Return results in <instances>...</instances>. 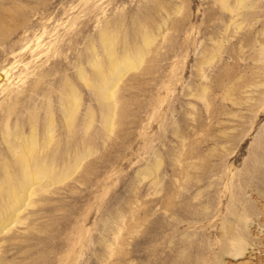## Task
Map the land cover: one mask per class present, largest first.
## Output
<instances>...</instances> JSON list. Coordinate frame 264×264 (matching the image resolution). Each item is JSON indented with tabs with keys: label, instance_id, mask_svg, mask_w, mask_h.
I'll return each instance as SVG.
<instances>
[{
	"label": "rangeland",
	"instance_id": "1",
	"mask_svg": "<svg viewBox=\"0 0 264 264\" xmlns=\"http://www.w3.org/2000/svg\"><path fill=\"white\" fill-rule=\"evenodd\" d=\"M260 136L264 0H0V264H264Z\"/></svg>",
	"mask_w": 264,
	"mask_h": 264
},
{
	"label": "bare ground",
	"instance_id": "2",
	"mask_svg": "<svg viewBox=\"0 0 264 264\" xmlns=\"http://www.w3.org/2000/svg\"><path fill=\"white\" fill-rule=\"evenodd\" d=\"M102 38H103V44L106 46L105 47L106 48V66H107V70H108L109 74H105V75L103 74L102 75L101 82H99V84L97 86V90L103 95V97L105 99H111L113 96V93L108 91L107 87H106L107 82H109L108 79L113 78L115 75H117L119 73L121 64L128 66V65H130V63H132L136 59H140L141 56L139 53L135 58H130L128 56L119 57L115 54L113 47H112V42L109 39L108 35L103 34ZM144 42H146V43L149 42V39L144 38ZM93 68L97 71L102 72V67L99 65V63H96L95 65H93ZM263 142H264V137L260 136L258 139L257 151H261V149L263 148V146H262ZM18 157H19V169H20V172H19L20 175L19 176H20V183L21 184L26 185L27 182L32 181L33 179L37 178L38 176H41V174H43L45 172L44 167L41 165V163L39 161L35 162V159H36V157H35V143L33 140H30V142L28 143V147H27L26 151L18 154ZM259 158L257 160L262 161L264 163V159H259ZM257 166H259V165H257ZM260 170H262V169H260ZM8 182H10V181H8ZM257 182H259V181H257ZM261 186H263V184ZM7 189H8V192H11V194L14 192L13 188H12V184L10 185L8 183ZM256 189H258V188H256ZM260 210L262 211V208ZM263 223H264V220L260 218V221H258V224L261 228L263 227L262 229H260V231H259L260 233L262 231H264V224ZM260 238H262V236Z\"/></svg>",
	"mask_w": 264,
	"mask_h": 264
}]
</instances>
